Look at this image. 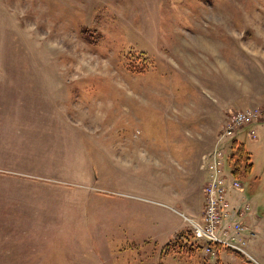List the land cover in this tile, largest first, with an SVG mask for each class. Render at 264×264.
Masks as SVG:
<instances>
[{
	"label": "rangeland",
	"instance_id": "obj_1",
	"mask_svg": "<svg viewBox=\"0 0 264 264\" xmlns=\"http://www.w3.org/2000/svg\"><path fill=\"white\" fill-rule=\"evenodd\" d=\"M262 106L264 0H0V264H248L192 228L216 145L264 264ZM182 233L193 253L165 254Z\"/></svg>",
	"mask_w": 264,
	"mask_h": 264
},
{
	"label": "built area",
	"instance_id": "obj_2",
	"mask_svg": "<svg viewBox=\"0 0 264 264\" xmlns=\"http://www.w3.org/2000/svg\"><path fill=\"white\" fill-rule=\"evenodd\" d=\"M259 121L257 110L233 112L219 136V141L232 138L244 125L251 126ZM248 134L255 137L253 129ZM226 151L216 145L210 154L202 156L201 168L207 174L204 187L205 204L201 223H193L192 228L197 239L205 241V254L214 256L215 247L219 246L240 254L249 264H260L249 252V229L243 222L249 212V205L232 208L226 197V174L224 172ZM231 185L240 188L236 179H231ZM187 219V218H186ZM192 222V221H190Z\"/></svg>",
	"mask_w": 264,
	"mask_h": 264
},
{
	"label": "trees",
	"instance_id": "obj_3",
	"mask_svg": "<svg viewBox=\"0 0 264 264\" xmlns=\"http://www.w3.org/2000/svg\"><path fill=\"white\" fill-rule=\"evenodd\" d=\"M143 71V68L139 70V72ZM227 160L230 165V174L235 179H242L247 174L250 173L252 168V163L250 161L249 153L244 148L243 144L238 141L236 138H233L230 142L229 152L227 154ZM264 211V210H263ZM189 237L186 234L182 233L177 236L173 242L168 243L164 246L163 251L165 254H192L194 251V246L196 245L194 242H189ZM216 255L223 250V248L216 246ZM226 251H229L226 249ZM230 252V251H229ZM240 256V255H239ZM218 258L216 264H218Z\"/></svg>",
	"mask_w": 264,
	"mask_h": 264
},
{
	"label": "crops",
	"instance_id": "obj_4",
	"mask_svg": "<svg viewBox=\"0 0 264 264\" xmlns=\"http://www.w3.org/2000/svg\"><path fill=\"white\" fill-rule=\"evenodd\" d=\"M264 108V106H262ZM206 180V173H205V178H204V181Z\"/></svg>",
	"mask_w": 264,
	"mask_h": 264
}]
</instances>
